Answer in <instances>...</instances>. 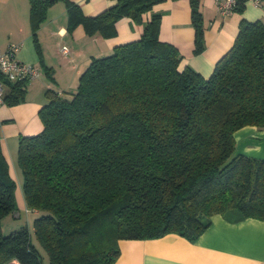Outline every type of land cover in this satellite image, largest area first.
Returning <instances> with one entry per match:
<instances>
[{"label":"trees","instance_id":"16d2710c","mask_svg":"<svg viewBox=\"0 0 264 264\" xmlns=\"http://www.w3.org/2000/svg\"><path fill=\"white\" fill-rule=\"evenodd\" d=\"M59 1L66 0H28L41 65L36 32ZM111 1L92 17L70 5L69 29L82 25L86 35L107 39L120 18L140 25L150 13L140 38L92 59L74 91L46 90L41 130L18 138L32 231L2 233L1 220L18 208L0 140V264H44L39 247L46 264H114L120 240L176 234L194 242L215 215L264 220V160L235 154L233 139L246 126L264 130V24L240 22L232 47L204 78L180 68L176 47L160 41L152 10L165 0ZM190 6L200 47V0ZM38 68L52 79L50 68ZM34 80L0 75L3 105L25 102Z\"/></svg>","mask_w":264,"mask_h":264},{"label":"crops","instance_id":"0c3cea01","mask_svg":"<svg viewBox=\"0 0 264 264\" xmlns=\"http://www.w3.org/2000/svg\"><path fill=\"white\" fill-rule=\"evenodd\" d=\"M13 1L14 8L0 12V23L1 19L8 21L6 27L0 25V50L18 44L16 58L42 71L44 67L50 68L52 79L43 71L39 79L29 83L25 102L0 107V140L7 159L11 157L10 147L17 145L20 136L41 130L38 111L46 102V90L74 91L92 59L110 55L117 45L138 40L150 18V13L145 14L138 25L122 17L115 23L116 35L104 39L99 34L86 35L82 25L70 30L68 9L73 4L83 16L92 17L110 7L111 0L55 2L47 9L46 19L36 32L42 52L41 65L34 46L28 0ZM200 10L204 27L200 47L195 42L190 0H165L152 11L160 17V41L175 46L182 57L180 68L189 67L208 78L216 62L232 47L240 22L264 24V0L260 5L241 0L227 16L217 11L214 0H200ZM62 46L69 49L68 55L61 54ZM233 139L235 154L264 160V130L246 126L237 130ZM118 246L120 256L114 264H264V220L233 221L215 215L194 242L167 234L157 239L120 240Z\"/></svg>","mask_w":264,"mask_h":264},{"label":"built area","instance_id":"2783aa9c","mask_svg":"<svg viewBox=\"0 0 264 264\" xmlns=\"http://www.w3.org/2000/svg\"><path fill=\"white\" fill-rule=\"evenodd\" d=\"M241 0H214L217 11L227 16L231 14ZM251 1L255 5H260L261 0H244ZM19 50L18 44H11L5 50H0V75L7 80L16 81L20 79L34 80L41 75V71L37 66L20 62L16 58V53ZM63 55L69 54V49L66 46L60 48ZM4 89L0 82V107L3 106ZM13 264H18L14 262Z\"/></svg>","mask_w":264,"mask_h":264},{"label":"rangeland","instance_id":"374dc122","mask_svg":"<svg viewBox=\"0 0 264 264\" xmlns=\"http://www.w3.org/2000/svg\"><path fill=\"white\" fill-rule=\"evenodd\" d=\"M15 2L13 0L8 1L5 3V0H0V12L4 13L9 7L14 8ZM0 25L4 28L8 24V21L3 22L1 19ZM18 145V143H17ZM17 145L15 147H10V153L11 157H8V163L9 167L12 173V177L15 180V183L17 185V190L15 192L16 196V205L19 212V217H16L13 215V213L9 214L8 216L4 217L1 220V230L3 235H8L11 232H14L21 227L28 226V228L32 231V221L35 218V214L32 212H27L25 210L23 199H22V193H21V185H22V175L19 167L17 166L16 162V155H17ZM33 242L37 243L35 238L33 237ZM40 253L42 255L43 263H47V255L42 250V248L39 247Z\"/></svg>","mask_w":264,"mask_h":264},{"label":"water","instance_id":"95a60500","mask_svg":"<svg viewBox=\"0 0 264 264\" xmlns=\"http://www.w3.org/2000/svg\"><path fill=\"white\" fill-rule=\"evenodd\" d=\"M13 215L19 217V212H14Z\"/></svg>","mask_w":264,"mask_h":264}]
</instances>
